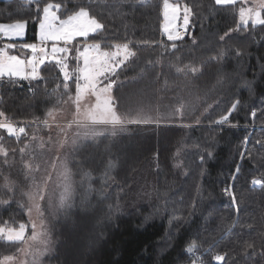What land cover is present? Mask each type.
<instances>
[{
  "label": "trees",
  "instance_id": "trees-1",
  "mask_svg": "<svg viewBox=\"0 0 264 264\" xmlns=\"http://www.w3.org/2000/svg\"><path fill=\"white\" fill-rule=\"evenodd\" d=\"M66 2L70 10L90 5V13L106 24L95 41H133L138 58L121 72L119 79L125 80L118 88L123 95L138 86L153 93L159 97L161 116L168 119L159 126L129 124L116 136H89L95 145H82L85 160L70 156L72 169L86 172L88 179L74 187L68 209L58 207L57 191L54 217H49L54 246L43 264H191L186 248L192 243L199 245L196 252L204 264H224L212 259L218 253H227V264H264L259 255L264 250V186L252 184L253 179L264 181V26L249 24L248 31L232 32L221 41L220 36L236 27L242 5L177 0L191 8L192 15L187 34L169 41L163 31L162 0ZM35 17V4L0 0V23L28 21L22 43L37 39ZM88 42H94L91 35ZM173 42L176 49L171 48ZM4 43L9 42L0 39V47ZM178 67L187 73L177 72ZM41 75L43 80L31 82L0 81V111L26 132L63 93V78L54 64L43 65ZM69 87L74 92L71 81ZM178 100L185 104L182 116L173 115ZM235 100L240 105L229 123L215 124ZM171 120L191 125H172ZM0 135L4 144L16 147L15 155L10 151L9 172L18 181V167H24L29 154L26 148L21 159L19 149L28 135L21 134L19 141L4 130ZM229 185L235 205L223 192ZM21 204L15 200L0 205V227L5 221L11 227L27 222ZM245 241L255 244L247 257L242 251ZM13 251L0 242V258Z\"/></svg>",
  "mask_w": 264,
  "mask_h": 264
},
{
  "label": "snow or ice",
  "instance_id": "snow-or-ice-1",
  "mask_svg": "<svg viewBox=\"0 0 264 264\" xmlns=\"http://www.w3.org/2000/svg\"><path fill=\"white\" fill-rule=\"evenodd\" d=\"M28 4H35L36 17L38 24V40L39 43H20L18 54H12L9 50L17 49V44L8 43L5 47H0V80L7 78L10 81H36L43 80L41 75V66L46 63L54 64L63 78V93L56 99V105L66 104L69 101L73 104L75 111L73 118L66 125L56 124L59 130L57 135H63L64 140L58 141L60 146L67 142L68 130L75 126L80 131L76 132V136L97 137L105 132L112 136H116L118 132L125 130L129 124H156L159 126L166 121L168 117L156 114V111L150 107L138 106L132 107L124 97L117 98L112 94L113 86L117 83L121 72L128 66L134 58H138L137 50L133 48V41L125 40L122 43H108L95 41V36L102 35L106 30V24L97 18L96 15L90 13V5H78L74 9L67 8L66 0L60 2H52V0H26ZM140 4H144L147 0H138ZM215 5H237L242 6L238 9V21L235 28H230L224 35L220 36V40L224 41L225 37L236 31H248L249 24L252 28L264 26V0H214ZM250 6H243L248 5ZM42 5V7H41ZM181 11L179 3H170V0H162V15L166 23L163 25V31L167 35L169 41L182 39L179 31H172L169 25L178 18ZM192 10L187 5L183 6V28L187 31ZM27 20H17L11 24H0V35L9 39L16 37L22 38L25 34ZM90 35L94 42L89 43ZM83 38V39H80ZM50 43V48H49ZM140 44L150 45L155 42L140 41ZM173 42L172 49H176ZM27 50V52H25ZM239 56V50L235 53ZM225 53L222 51L219 56L223 57ZM75 61V66L70 68V63ZM187 68H177V72L187 73ZM190 71L198 72L199 69L191 68ZM74 84V94L70 90L69 82ZM61 85H57L59 89ZM67 99L64 100L63 97ZM178 106L173 109V115H183L185 104L177 101ZM240 105L239 100H235L227 113L221 115L214 123L223 125L229 123V117L232 112L236 111ZM60 109L56 106L47 110L46 116L56 119V112ZM256 111L251 112V116L255 118ZM0 129H3L9 137H15L20 140L21 134L27 136L25 127H17L15 123L0 111ZM39 118H37L38 120ZM45 127H51L47 118L43 121ZM235 126V125H233ZM35 139V137H33ZM0 140L3 137L0 136ZM75 143V139L72 140ZM247 143V137H245ZM259 143V141H258ZM21 147L19 153L21 159L25 153V148ZM15 155L16 149H12ZM211 155V153H209ZM0 156H3L4 164L8 163L9 150L0 144ZM244 154L241 153V159ZM203 160V157H201ZM25 169L30 174L32 171L38 170V166L33 168L31 163L25 162ZM63 177L61 187L62 191L59 196V208L68 206L71 197L72 183L70 170L67 165H62ZM113 167L109 165V168ZM240 172V166L237 165L235 173ZM47 179H41L37 184L33 181L32 190L27 195V203L21 204L26 209L25 214L28 216L27 222H19L18 227L5 226L0 227V242L7 247L14 248L10 254L3 255L0 258V264H41V257L49 251L51 243L50 236L45 224L47 219L45 212L53 207L52 197L48 195V180L51 175L45 173ZM106 174V179H111ZM236 179V175L232 176V180ZM253 185L264 186V181L253 179ZM3 188L12 191L11 182L4 177ZM225 195L231 198L232 203H237L235 192L232 185L223 189ZM13 197L8 199H0V205H7ZM43 202V206H42ZM238 211V209H237ZM233 225H229V229ZM31 234L26 235L28 229ZM199 245L190 244L186 248L189 254L191 264H204L200 256L195 255ZM255 251L253 242L245 241L242 251L247 257L250 255L248 250ZM19 254V255H17ZM226 255L216 254L212 257L217 262H226ZM259 255L264 256V250Z\"/></svg>",
  "mask_w": 264,
  "mask_h": 264
},
{
  "label": "rangeland",
  "instance_id": "rangeland-1",
  "mask_svg": "<svg viewBox=\"0 0 264 264\" xmlns=\"http://www.w3.org/2000/svg\"><path fill=\"white\" fill-rule=\"evenodd\" d=\"M170 3H177V0H170ZM180 6H181V11L178 15V18L172 21V23L169 25L170 30L174 32L178 31L179 28H183L182 17H183L184 4H180ZM243 6H250V4L243 5ZM11 23H14V22H5V23H0V24H11ZM165 23L166 21L163 18V25ZM164 34L166 35V33ZM26 35H27V26H26L25 34L22 38L13 37L9 39L7 37H4L3 35H0V39H4L8 41L9 43L17 44L16 52H12L10 50L9 51L12 52V54H18L20 52V49L18 46L20 43H22L20 41H24L26 38ZM80 39H83V38H80ZM25 43H39L38 32H37L36 40L30 41V42L25 41ZM7 44L8 43H4V46L2 47H5ZM50 46L51 45L49 43V48ZM25 52H27V50H25ZM74 66H75V61H72L70 63V68ZM124 80L125 79L117 80V82L118 81L119 82L113 86L112 94L115 97L117 98L124 97L127 103H129L132 107L145 106V107L152 108L154 111L158 110L156 111V114L161 116L159 112V103H158L159 97H155L153 93L148 94L147 92H143L144 89L141 86H138L134 88L133 91L131 90L127 92V94L123 95L122 89L118 88V86H120ZM63 99L66 100L67 97L64 96ZM53 106H56L57 108L60 109L55 114L56 116L55 120H53L52 117H47L45 114L44 119L35 122V124L31 126V128H29L27 131V133L29 132L30 133L28 134L27 141L24 144V146L27 145L26 148H29V154H28V158L26 162L31 163L34 169L36 168V166H38V170L32 171L29 174L28 170L25 169V167H18L19 170L22 171V175L20 176V179L18 181L15 180L17 178L12 179V176L10 175V172H9L10 168L12 167L11 160H10V151L12 149H16V147H9L6 143L5 144L3 143L4 140H0V144H2L6 149L9 150L7 164H4V160H2L3 156H0V199H8L9 197H13L11 201L18 200L21 203L26 204L28 201H27V195L25 194L32 190L33 181L35 180V182L39 184L42 178L47 179V176L45 175V173H48L51 175V179L48 180L47 193L48 195L52 197L53 207H54V202H55L54 200H55V197L57 196V191L59 194L62 191L61 183H62L63 177L60 175V173L63 172L62 165H67V168L70 170L71 183H72L71 197H70V200L68 201V206L65 207L66 209H68L69 207H71V205L74 202V198L76 194V190L73 192L74 187H76L80 182L84 181L85 179H88V174L86 172L78 174L76 170L72 169V166L69 163V158L70 156H74L79 159L85 160L84 154L86 152L81 151L83 150L82 145H85V144L95 145V141L93 139H90L84 136L77 137L75 134L76 132L80 130L76 129L75 126H73V128L68 130L69 135H68L67 142L63 145V147H61L58 141H62L65 138L63 135H59V136L57 135L59 130L56 128V124L66 125L69 121H71L73 118V113L75 111V108L73 104L71 103V101H69L66 104H60V105H56V102H55ZM204 116L205 114L200 116V118L197 119L195 123L198 124L200 121H202L204 119ZM46 118L48 120L49 125H51V127H45L43 121ZM0 119H3V118H0ZM169 123L172 125H177V124L191 125V123H177V122H174L173 120L169 121ZM166 124H168V122ZM15 125L17 127H20L18 123H15ZM1 131H3V129H0V133ZM33 137H35V139H33ZM73 139H75L74 144L72 143ZM3 165H5L6 167L5 168L6 172L3 171L4 169L2 167ZM5 176L11 182V185H12L11 192H9L8 189L3 188ZM42 206H43V202H42ZM53 207L49 208L45 212V216L47 218L45 220V224L47 226V230L50 236L51 243L49 245L50 250L47 251L41 257V264H43L45 256L51 253L52 248L54 246V241H53V236H52V231H51V224L49 221V217H54ZM30 234H31V229L29 228L26 232V235H30ZM195 255H199V254L196 252Z\"/></svg>",
  "mask_w": 264,
  "mask_h": 264
},
{
  "label": "built area",
  "instance_id": "built-area-1",
  "mask_svg": "<svg viewBox=\"0 0 264 264\" xmlns=\"http://www.w3.org/2000/svg\"><path fill=\"white\" fill-rule=\"evenodd\" d=\"M182 36L187 34V31L184 30V28H179L178 30Z\"/></svg>",
  "mask_w": 264,
  "mask_h": 264
}]
</instances>
